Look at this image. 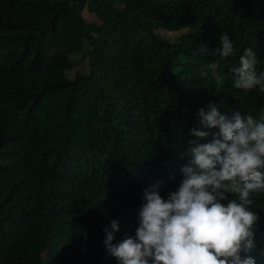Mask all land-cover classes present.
Returning a JSON list of instances; mask_svg holds the SVG:
<instances>
[{
    "label": "trees",
    "instance_id": "obj_1",
    "mask_svg": "<svg viewBox=\"0 0 264 264\" xmlns=\"http://www.w3.org/2000/svg\"><path fill=\"white\" fill-rule=\"evenodd\" d=\"M248 47L264 71V0H0V264H118L103 229L135 235L143 189L178 188L212 139L190 130L218 131L198 110L264 115V92L232 87Z\"/></svg>",
    "mask_w": 264,
    "mask_h": 264
},
{
    "label": "clouds",
    "instance_id": "obj_2",
    "mask_svg": "<svg viewBox=\"0 0 264 264\" xmlns=\"http://www.w3.org/2000/svg\"><path fill=\"white\" fill-rule=\"evenodd\" d=\"M234 51L233 41L223 34L211 54L225 60ZM256 65L253 49L245 48L239 66L230 69L232 87L264 92V71L258 73ZM198 117L203 128L218 131L190 130L197 138L212 139L189 142L193 146L184 154L188 160L178 188L167 199L158 184L143 189L135 235L125 232L114 243L119 222L112 220L103 229V243L118 264H264L256 238L260 216L253 210L257 196L264 197V115L234 111L229 117L209 102Z\"/></svg>",
    "mask_w": 264,
    "mask_h": 264
},
{
    "label": "rangeland",
    "instance_id": "obj_3",
    "mask_svg": "<svg viewBox=\"0 0 264 264\" xmlns=\"http://www.w3.org/2000/svg\"><path fill=\"white\" fill-rule=\"evenodd\" d=\"M83 14L85 16L88 15V12L87 11H84ZM159 32H161L163 35H165V37L171 39V40H177L178 37L180 36V34H182L183 31H162V30H159ZM84 62L86 61H81L72 71H71V74L74 75V73L80 68V67H83V64Z\"/></svg>",
    "mask_w": 264,
    "mask_h": 264
}]
</instances>
